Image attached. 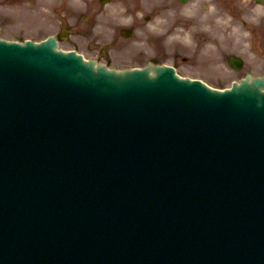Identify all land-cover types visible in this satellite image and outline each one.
<instances>
[{
	"label": "water",
	"instance_id": "1",
	"mask_svg": "<svg viewBox=\"0 0 264 264\" xmlns=\"http://www.w3.org/2000/svg\"><path fill=\"white\" fill-rule=\"evenodd\" d=\"M155 70L0 40V264H263L264 77Z\"/></svg>",
	"mask_w": 264,
	"mask_h": 264
},
{
	"label": "rangeland",
	"instance_id": "2",
	"mask_svg": "<svg viewBox=\"0 0 264 264\" xmlns=\"http://www.w3.org/2000/svg\"><path fill=\"white\" fill-rule=\"evenodd\" d=\"M67 2L71 7L76 6L79 8L85 3L94 4L92 0H0V22L2 24L0 36L7 39L22 41L27 38L41 40L50 34H54L61 20V14L56 11V7L60 3ZM204 2L206 4L207 0H204ZM111 8L113 7L109 6V9ZM73 9H75V15H73V17H76V10L78 9ZM218 14L226 17V20L229 18L223 12ZM159 15L162 16L161 13H159ZM165 15L166 13H163V16ZM158 21H160V19H158ZM155 23L158 25L159 22L154 21V24ZM236 29H238L239 34L234 28L229 32L226 31L225 35L231 38L230 44H234L233 46H235L237 51L246 59L245 65L240 70H235L229 66L227 59L224 57L226 50H223L222 53L225 54H222L220 50L214 46H205L200 51V53H202L200 59L199 55H196L192 59L188 58L184 60L180 54H174L173 57L165 55L163 58L166 59L165 61L167 63L173 64L176 62L181 74L191 77H200L208 83L218 87L230 86L234 80H239L246 72H251L255 75L260 74V58H257L255 49L251 47V34L249 32L244 33L238 27H236ZM156 30H158V28ZM223 30L225 31V29ZM86 32H89V29L86 30ZM85 40L86 38L82 36L73 35L69 40H62L61 47L65 49L76 47L87 56L96 55L97 52H93V50L86 47ZM132 40H128L130 46H136V43ZM157 43L158 42L154 41L152 45L156 47ZM192 48H195L194 42L190 44L189 49ZM258 51L260 52V48ZM186 52H190V50ZM113 53L116 54L115 52ZM208 53L211 55H208ZM124 56L128 57L124 58L120 55L113 61H118L119 63L116 62V65L121 64L120 66L125 65L124 61L136 62L130 55Z\"/></svg>",
	"mask_w": 264,
	"mask_h": 264
},
{
	"label": "flooded vegetation",
	"instance_id": "3",
	"mask_svg": "<svg viewBox=\"0 0 264 264\" xmlns=\"http://www.w3.org/2000/svg\"><path fill=\"white\" fill-rule=\"evenodd\" d=\"M145 0H132L134 6L139 10L140 8H142L144 6V2ZM263 2L260 3V6L261 8L263 7L264 8V0H262ZM167 2L168 0H163V3L162 5L164 6L165 9H168V5H167ZM203 12V22L201 23L200 22V19L196 18L197 19V24H196V27L197 28H200V27H206V26H209L211 27V24L212 26L215 25V17L209 15V13H207V9L205 10H201ZM135 12H137V10H135ZM136 21H137V17H135V20H133V24L134 26H136ZM181 24L182 25H189L190 22L189 21H185V20H182L181 21ZM204 29L201 30V32L203 31ZM258 44L260 46V60L263 61V71H264V17L261 16L260 18V29H259V33H258Z\"/></svg>",
	"mask_w": 264,
	"mask_h": 264
}]
</instances>
